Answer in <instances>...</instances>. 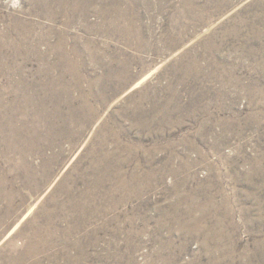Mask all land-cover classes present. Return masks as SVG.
Listing matches in <instances>:
<instances>
[{"label": "rangeland", "instance_id": "rangeland-1", "mask_svg": "<svg viewBox=\"0 0 264 264\" xmlns=\"http://www.w3.org/2000/svg\"><path fill=\"white\" fill-rule=\"evenodd\" d=\"M0 264H264V0H0Z\"/></svg>", "mask_w": 264, "mask_h": 264}, {"label": "bare ground", "instance_id": "bare-ground-1", "mask_svg": "<svg viewBox=\"0 0 264 264\" xmlns=\"http://www.w3.org/2000/svg\"><path fill=\"white\" fill-rule=\"evenodd\" d=\"M42 29V28H41ZM34 112V111H33ZM10 118V117H9ZM14 140V139H13Z\"/></svg>", "mask_w": 264, "mask_h": 264}]
</instances>
